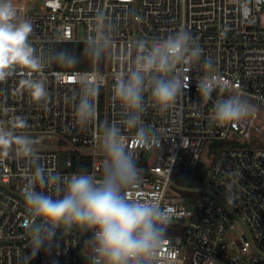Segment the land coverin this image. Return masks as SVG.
Returning <instances> with one entry per match:
<instances>
[{
	"label": "built area",
	"instance_id": "built-area-1",
	"mask_svg": "<svg viewBox=\"0 0 264 264\" xmlns=\"http://www.w3.org/2000/svg\"><path fill=\"white\" fill-rule=\"evenodd\" d=\"M25 1L37 0H22L16 7L33 25L29 43L38 54L48 57L62 42L89 43L99 54L91 70H58L48 63L39 73L15 68L0 81V128L14 127L19 117L27 122L24 131L37 147L52 137L62 151L67 145L75 147L65 160L60 151L50 150L39 151L37 161L15 152L0 154V264H90L91 247L85 241L92 233L79 229L65 235L57 229L51 248L30 257L31 238L25 227L29 213L22 191L37 164L46 173L59 174L60 182L45 189L53 195L76 172L100 178L102 123L121 128L135 157L154 158L153 163L137 165L142 179L127 191L128 199L156 203L165 212L167 226L184 228L181 234L165 235L156 264H264V140L258 145L250 139L264 129V0H38V10L28 9ZM80 26L83 39L77 38ZM177 31L190 33L202 52L198 59L177 66L181 78L189 81L171 108L161 112L145 95L142 119L154 138L142 148L134 130L121 123L125 113L113 98L114 78L130 68L140 45L150 48ZM105 52L103 70L99 65ZM205 76L216 82L208 99L197 89V80ZM27 79L45 82V100L32 97L24 87ZM84 81L98 89L96 118L86 126L74 117ZM101 90L105 116L100 113ZM231 94L253 101L254 115L221 126L212 119L214 105ZM210 141L238 146L216 150L196 199L171 194L173 169L181 164L194 169ZM85 247L88 261H82Z\"/></svg>",
	"mask_w": 264,
	"mask_h": 264
},
{
	"label": "clouds",
	"instance_id": "clouds-1",
	"mask_svg": "<svg viewBox=\"0 0 264 264\" xmlns=\"http://www.w3.org/2000/svg\"><path fill=\"white\" fill-rule=\"evenodd\" d=\"M32 32V23L18 14L14 0H0V81L10 77L15 68L39 73L48 63L67 68L79 62L67 49L57 50L48 57L38 54L29 43ZM139 49L130 68L114 78L112 94L125 113L121 123L134 130L138 146L147 148L154 137L142 119L146 111L145 95L150 96L161 112L171 108L189 81L188 77L181 78L177 66L198 59L202 50L186 31H177L147 49L142 44ZM98 54L94 50L93 58ZM95 75L99 80L101 74ZM23 83L36 101L47 98L43 80L27 79ZM197 89L202 99H208L216 90V82L205 76L197 80ZM97 94L94 83L81 84L74 113L80 125L86 126L96 118ZM252 115L253 105L240 94H231L216 101L212 119L226 126L242 123ZM27 127V122L18 117L14 127L0 128V154L15 152L37 161V141L25 133ZM99 140L104 157L100 178L87 171L76 172L53 195L45 189L60 182L59 174L46 173L38 164L34 167L22 191L29 213L25 227L31 238L30 257L34 258L42 248H51L57 229L64 235L79 229L92 233L85 241L91 247L90 264H156L165 242V212L154 202L128 199L127 191L138 185L142 177L121 128L105 123Z\"/></svg>",
	"mask_w": 264,
	"mask_h": 264
},
{
	"label": "trees",
	"instance_id": "trees-1",
	"mask_svg": "<svg viewBox=\"0 0 264 264\" xmlns=\"http://www.w3.org/2000/svg\"><path fill=\"white\" fill-rule=\"evenodd\" d=\"M60 49H67L79 62L74 67H61L53 63L54 68L58 70H91L93 68L94 47L89 43L80 42H62L54 46V52ZM102 56V55H101ZM100 56V57H101ZM99 68L102 67V62ZM213 150L216 148L237 147L238 144L228 141H210ZM212 158V157H211ZM211 161V160H210ZM210 163L206 164L203 158L197 163L194 169H190L186 164L176 166L170 178V193L180 195L185 198H195L198 196L204 180L206 178ZM183 227L178 225H169L166 227L167 235L181 234Z\"/></svg>",
	"mask_w": 264,
	"mask_h": 264
},
{
	"label": "rangeland",
	"instance_id": "rangeland-1",
	"mask_svg": "<svg viewBox=\"0 0 264 264\" xmlns=\"http://www.w3.org/2000/svg\"><path fill=\"white\" fill-rule=\"evenodd\" d=\"M15 5H20L22 3V0H14ZM28 9L34 8L35 10H38L39 8V1H34V2H29V1H25V3H23ZM78 39H83V31H82V27H79L78 30ZM102 56L100 57V60L102 62V67L101 69L106 70L107 69V60H108V56L105 53L101 54ZM211 70L207 69L206 72L210 73ZM100 113L102 116H105L106 113V104L104 103V92L101 90L100 91ZM251 105H253L254 108V102L253 101H249L247 100ZM104 124L102 123V126ZM102 129V127H101ZM250 139H252V141H254V143H257L258 145L262 144V141L264 140V129L262 130L261 133L259 134H255L253 136H250ZM61 146L59 145L58 139L56 137H52V138H44V141H42V144L40 146L37 147L38 152L39 151H60L61 155H62V159L65 160V156L68 155V153H70V150L75 149L74 146L71 145H67L64 150L62 151V149L60 148ZM216 150H213L212 146L210 145V143L208 142L206 144V146L204 147V154H203V160L206 164L210 163L211 157H213V155L216 153ZM62 151V152H61ZM83 153L86 155H90L91 154V150L90 149H83ZM137 159V165L138 166H143L144 163H153L154 162V158L151 155L148 156H144L141 160L136 157ZM167 235V234H166ZM184 254L187 253V251H183ZM90 257V252L88 247H85L83 249L82 252V261H88Z\"/></svg>",
	"mask_w": 264,
	"mask_h": 264
}]
</instances>
